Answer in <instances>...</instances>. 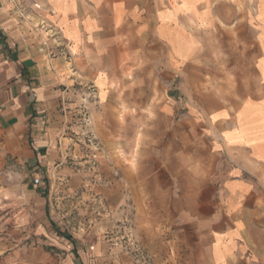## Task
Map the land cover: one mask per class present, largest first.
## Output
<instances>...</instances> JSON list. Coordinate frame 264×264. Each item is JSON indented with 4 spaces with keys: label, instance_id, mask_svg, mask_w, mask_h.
Listing matches in <instances>:
<instances>
[{
    "label": "crops",
    "instance_id": "obj_1",
    "mask_svg": "<svg viewBox=\"0 0 264 264\" xmlns=\"http://www.w3.org/2000/svg\"><path fill=\"white\" fill-rule=\"evenodd\" d=\"M256 2L260 14L242 23L236 9L246 0H0L5 150L44 169L84 114L96 135L132 153L116 194L103 195L132 212L153 264H264Z\"/></svg>",
    "mask_w": 264,
    "mask_h": 264
},
{
    "label": "rangeland",
    "instance_id": "obj_2",
    "mask_svg": "<svg viewBox=\"0 0 264 264\" xmlns=\"http://www.w3.org/2000/svg\"><path fill=\"white\" fill-rule=\"evenodd\" d=\"M246 1L251 6L236 9L238 22L260 14L256 0ZM81 117L66 127L44 169L12 156L0 136V264H153L132 212H117L103 195L107 188L116 194L114 179L132 153L122 150L118 137L96 135ZM35 175L41 178L37 185ZM39 188L43 208L35 198ZM74 241L86 249H75ZM93 245L97 254L88 256ZM105 249L110 260L101 257Z\"/></svg>",
    "mask_w": 264,
    "mask_h": 264
},
{
    "label": "built area",
    "instance_id": "obj_3",
    "mask_svg": "<svg viewBox=\"0 0 264 264\" xmlns=\"http://www.w3.org/2000/svg\"><path fill=\"white\" fill-rule=\"evenodd\" d=\"M37 5V4H36ZM43 44H45V43H43Z\"/></svg>",
    "mask_w": 264,
    "mask_h": 264
}]
</instances>
